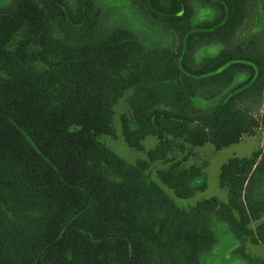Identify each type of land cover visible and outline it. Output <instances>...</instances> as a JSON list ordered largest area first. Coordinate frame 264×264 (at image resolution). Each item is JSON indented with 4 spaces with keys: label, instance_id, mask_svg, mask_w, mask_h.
I'll list each match as a JSON object with an SVG mask.
<instances>
[{
    "label": "trees",
    "instance_id": "obj_1",
    "mask_svg": "<svg viewBox=\"0 0 264 264\" xmlns=\"http://www.w3.org/2000/svg\"><path fill=\"white\" fill-rule=\"evenodd\" d=\"M174 38L146 46L108 27L100 0H9L0 4V264H200L226 223L248 264L264 259V154L221 167L227 203L176 204L204 166L196 147L216 150L264 130V0H131ZM212 17L195 22L198 7ZM222 48L198 58L199 50ZM145 152L130 164L100 137Z\"/></svg>",
    "mask_w": 264,
    "mask_h": 264
},
{
    "label": "rangeland",
    "instance_id": "obj_2",
    "mask_svg": "<svg viewBox=\"0 0 264 264\" xmlns=\"http://www.w3.org/2000/svg\"><path fill=\"white\" fill-rule=\"evenodd\" d=\"M9 0H0V4H5ZM100 5L106 11L105 24L108 27L124 26L133 31L146 46H169L174 43L172 35L164 32L158 25L146 20L141 13L133 6L131 0H100ZM198 15L195 22L204 21L212 17V11L198 7ZM222 48L221 45H212L199 50L198 58L206 55H214ZM127 112L126 100H122L117 106L114 115L113 125L117 132V137L103 135L100 141L105 143L111 150L130 164H135L140 159L146 158V152L155 148L158 139L149 136L144 141L145 152H139L130 148L123 139L121 131V116ZM194 156L189 159L188 164H198L204 166V176L195 181L196 185L205 182L207 187L202 192H197L189 199L177 198L173 191L164 186L158 176L157 171L164 168L161 162L152 164L147 172L148 178L156 182L162 189L170 195L176 204L183 208L195 206L198 202L217 198L223 203L229 199L228 190L220 186L219 174L221 167L231 158L250 157L255 151H261L264 154V130H259L255 136L245 137L239 144H234L220 150L212 144H205L202 147L193 149ZM264 217L257 222L252 223L255 228L259 222H263ZM214 228L217 236V242L213 248L203 254L200 264H248L245 258L238 252L241 246L240 241L230 230L229 226L218 220H214ZM246 252L253 256L264 259V246L255 245L251 242L246 243Z\"/></svg>",
    "mask_w": 264,
    "mask_h": 264
}]
</instances>
